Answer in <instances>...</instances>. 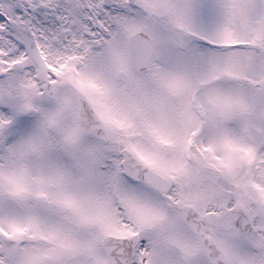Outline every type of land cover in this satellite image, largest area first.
<instances>
[{"label":"snow or ice","instance_id":"1","mask_svg":"<svg viewBox=\"0 0 264 264\" xmlns=\"http://www.w3.org/2000/svg\"><path fill=\"white\" fill-rule=\"evenodd\" d=\"M0 264H264V0H0Z\"/></svg>","mask_w":264,"mask_h":264}]
</instances>
